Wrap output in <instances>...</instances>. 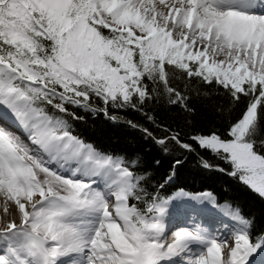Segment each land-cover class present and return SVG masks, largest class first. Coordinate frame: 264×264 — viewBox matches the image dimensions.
Here are the masks:
<instances>
[{"label": "snow or ice", "instance_id": "6c2138e0", "mask_svg": "<svg viewBox=\"0 0 264 264\" xmlns=\"http://www.w3.org/2000/svg\"><path fill=\"white\" fill-rule=\"evenodd\" d=\"M194 79L239 108L223 131L186 121V132L148 107L195 115ZM73 109L138 130L174 156L171 171L150 191L141 157L74 134L84 117ZM127 109L151 127L120 115ZM9 119L19 131L0 125V264H264V232L238 206L229 238L196 219L172 222L176 202L215 204L211 192H163L195 155L206 170L230 164L264 198V0H0V121Z\"/></svg>", "mask_w": 264, "mask_h": 264}, {"label": "trees", "instance_id": "16d2710c", "mask_svg": "<svg viewBox=\"0 0 264 264\" xmlns=\"http://www.w3.org/2000/svg\"><path fill=\"white\" fill-rule=\"evenodd\" d=\"M184 83L187 81L185 80ZM198 91L201 93L208 91L210 98L205 99L198 96ZM189 96V105L195 109V115L185 113L178 106L166 107L163 104H150L148 107L154 108L156 114L166 123L173 126L179 125L186 132L192 131V128L186 125V121H191L196 128L215 127L223 131L227 127L229 113L234 116L239 111L238 107L233 108L230 105L231 98L223 89L215 85H203L196 79L191 81ZM217 109H222V111H217ZM73 110L77 115L84 117L82 121H72L74 134L107 153L141 157L142 167L152 173L148 182L150 191L162 183L163 178L171 171L174 156L160 151L151 140L143 139L138 130L125 123L114 124L102 114L93 116L82 109ZM120 115L151 127L139 112L132 109L123 110ZM157 160L160 161L158 165L155 163ZM213 163L224 168L225 171L203 169L199 166L195 155L188 156L182 166L178 167L175 178L165 186L163 192L171 195L180 188L190 193L210 191L216 195L219 202L225 201L230 205L238 206L245 216L254 218L255 231L264 232V198L259 197L238 179L228 175L227 173L231 171L230 164L218 159H214Z\"/></svg>", "mask_w": 264, "mask_h": 264}, {"label": "bare ground", "instance_id": "6f19581e", "mask_svg": "<svg viewBox=\"0 0 264 264\" xmlns=\"http://www.w3.org/2000/svg\"><path fill=\"white\" fill-rule=\"evenodd\" d=\"M0 125L10 127L15 131H19V129L15 125V121L12 119H9V121L7 122L0 121ZM20 134L23 135L22 133ZM191 194L197 195L200 193ZM213 197L215 198L214 195ZM194 207L197 208V211H193ZM194 219L198 220V222L202 223L204 226L209 228V230L212 231L215 235L224 234L228 235L229 238H231L230 234L232 228L234 227V223L231 220L230 216L227 214V212H223L222 209H218L215 206H211L210 202L208 201L195 202L188 199H184L182 201L176 202L175 207L173 209V224L177 226H184L186 221L187 223H191ZM174 230L175 229H173V231ZM167 239L170 242V234L167 236ZM70 259L71 257L66 258L65 264H67V261ZM175 264H181L180 259H177L175 261Z\"/></svg>", "mask_w": 264, "mask_h": 264}, {"label": "rangeland", "instance_id": "374dc122", "mask_svg": "<svg viewBox=\"0 0 264 264\" xmlns=\"http://www.w3.org/2000/svg\"><path fill=\"white\" fill-rule=\"evenodd\" d=\"M222 207V206H221ZM227 207H229V206H227ZM229 213H230V210H229Z\"/></svg>", "mask_w": 264, "mask_h": 264}]
</instances>
